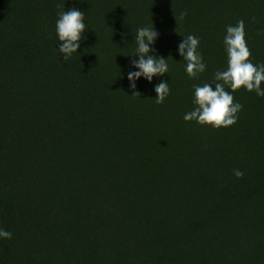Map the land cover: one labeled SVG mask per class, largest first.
Returning <instances> with one entry per match:
<instances>
[{
	"label": "trees",
	"instance_id": "trees-1",
	"mask_svg": "<svg viewBox=\"0 0 264 264\" xmlns=\"http://www.w3.org/2000/svg\"><path fill=\"white\" fill-rule=\"evenodd\" d=\"M63 5L88 26L68 61ZM241 19L264 63V0H0V264H264V97L232 92L243 107L228 127L183 119L194 86L226 70L213 55ZM151 21L159 38L199 37L206 69L189 78L175 51L132 94L128 55Z\"/></svg>",
	"mask_w": 264,
	"mask_h": 264
},
{
	"label": "clouds",
	"instance_id": "clouds-1",
	"mask_svg": "<svg viewBox=\"0 0 264 264\" xmlns=\"http://www.w3.org/2000/svg\"><path fill=\"white\" fill-rule=\"evenodd\" d=\"M186 12H181L183 18ZM88 26L85 23V13L75 7L64 11V5L58 13L55 22V33L59 43L56 51L63 55L64 61H68L77 49L81 47L84 33ZM159 38V33L151 25L138 27L134 36L136 48L130 57V68L127 72L128 87L132 94L139 93L137 81L144 79L149 83L153 77L161 78L169 72L167 59L156 54L154 44ZM199 37L189 34L182 37L177 47V54L185 61V72L189 78H197L206 69L203 56L198 51ZM223 45L227 53L226 70H217L211 83L194 86L192 111L187 112L183 119L195 121L200 125H208L213 128L228 127L236 123L237 113L242 105L234 102L232 92L244 87L248 92H255L257 96L264 97V63L253 64L249 59L251 51L245 39V22L239 20L235 25H228L223 37ZM134 57V58H133ZM226 86L231 91L226 90ZM155 103L162 104L170 94L168 81L161 79L153 87ZM234 175L241 178L244 173L237 169ZM0 239H12V233L0 228Z\"/></svg>",
	"mask_w": 264,
	"mask_h": 264
},
{
	"label": "rangeland",
	"instance_id": "rangeland-1",
	"mask_svg": "<svg viewBox=\"0 0 264 264\" xmlns=\"http://www.w3.org/2000/svg\"><path fill=\"white\" fill-rule=\"evenodd\" d=\"M185 23L184 20H182V24ZM159 46L156 49V54L158 55H162V54H166L167 56V60H169V57L175 52L177 51L176 48V40L181 41L182 38H159ZM206 47V52H208V55L211 51L210 45L207 43V38H205L204 42ZM178 45V44H177ZM209 46V49H208ZM155 48V47H154ZM226 53L224 45L221 46V48L219 47V49L216 48L215 50V54L213 55L214 58L221 60L223 55ZM164 57V55L162 56ZM143 81V88H145V83L147 82L146 80L142 79ZM231 91V89H230ZM226 150V149H225ZM222 153H224V144L222 143H218L216 145V154L217 155H221ZM198 158L201 159V162L205 165L208 166V164H211V157L208 153H205L204 151H202V149H199L198 151Z\"/></svg>",
	"mask_w": 264,
	"mask_h": 264
}]
</instances>
